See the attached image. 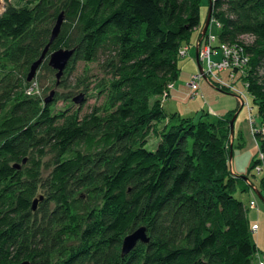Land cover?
I'll return each mask as SVG.
<instances>
[{
    "label": "trees",
    "instance_id": "trees-1",
    "mask_svg": "<svg viewBox=\"0 0 264 264\" xmlns=\"http://www.w3.org/2000/svg\"><path fill=\"white\" fill-rule=\"evenodd\" d=\"M21 1L0 15V61H24L26 79L62 13L48 52L74 50L69 63L103 55L109 79L96 87L106 106L56 118L52 105L14 97L11 79L0 78V264H251L257 249L234 197L247 178L231 173L225 145L237 110L194 123L163 107L178 51L201 24V0ZM211 20L217 47H244L249 62L239 80L264 129V0H214ZM151 136L153 151L145 148ZM254 139L264 154V133ZM45 154L52 158L42 178ZM141 226L149 243L122 257L123 238Z\"/></svg>",
    "mask_w": 264,
    "mask_h": 264
},
{
    "label": "rangeland",
    "instance_id": "rangeland-1",
    "mask_svg": "<svg viewBox=\"0 0 264 264\" xmlns=\"http://www.w3.org/2000/svg\"><path fill=\"white\" fill-rule=\"evenodd\" d=\"M25 2L21 0H2L1 2V14L8 7H22ZM208 11V0H201L200 2V17L204 21ZM54 23L48 24V28L52 31ZM64 23L66 21L64 20ZM64 26V24L62 25ZM62 29V28H61ZM215 37L214 42L215 47L219 45L217 35L218 28L215 23L210 24L208 28V34ZM183 46H187L186 44ZM66 49V48H60ZM219 49V48H218ZM214 60L220 58V49ZM52 52H48L45 61L40 65L35 75V82L37 88L35 89L31 99L39 102V107L43 108L45 105L51 106V114L57 118V116L63 115L65 118L69 116H76L81 118L86 114H89L93 108H103L106 106L104 95H99L96 87L99 83L107 84L109 75L106 70L103 69L105 58L103 55H99L97 60L92 63L76 62L69 63L67 68L64 70L63 75L60 79L56 80V71L48 66V58ZM188 56V57H187ZM182 58L179 57L177 66L179 69L177 79L172 82V87L170 90H174V95L170 98L165 99V111L168 114H177V109L180 114L179 117L183 119H189L194 123L199 121L205 123H216L220 118L225 116V111L229 110L237 112L235 121L233 123V136L230 135L228 143L225 141V145L231 146V171L234 175L238 177H246L247 181L252 184V187L248 186L245 181H240L234 197L242 201L244 208L246 209L247 219L252 225H257L258 229L256 231L251 230V242L255 245L257 249V254L254 256L251 264H258L259 260L264 261V190L260 189V181L264 177V172L257 174L255 170L248 172L249 168L252 166L253 161L257 158L259 150L255 146V139L250 133L249 126V115L248 108H252V117L256 124V132H261L263 129V121L258 116L257 107L252 101V97L245 93L248 101V108L245 105L239 104L237 97L238 94L232 92V90L224 91L222 93L219 88H216L211 82L206 78H202L198 82V95L195 91L191 90L189 86L191 79L196 75L199 70L195 58V52L192 46L189 48V55ZM217 57V58H215ZM206 68L203 64L201 69ZM0 78L11 79L13 89V96H25V91L23 84L24 78V61L19 63V65L14 66L7 63V61H0ZM28 73V72H27ZM26 73V75H27ZM3 76V77H2ZM223 84L232 85L239 92H246V87L243 81L239 80V75L235 74L233 79L228 75V72H222L220 75ZM26 77V76H25ZM171 92V91H170ZM230 93V94H229ZM81 97V103H75L74 100ZM168 98V100H167ZM172 101L171 103L169 102ZM240 99V97H239ZM48 100L45 104L44 102ZM241 102V100H240ZM229 106L228 108L225 107ZM226 108V109H224ZM209 110L212 112H209ZM209 112V115H207ZM213 113L215 115L213 116ZM2 115V114H1ZM0 115V116H1ZM232 117V118H233ZM228 119L229 123L231 119ZM158 144V138L151 136L145 148L149 151H153ZM243 148L241 149V147ZM45 152H48L45 149ZM52 156L50 154H45L41 160V176L45 178L50 169L48 165L51 162ZM243 188V189H242ZM246 190V192H245ZM43 193H38L32 200V206L35 205V210L33 213L39 210L40 204L43 202ZM256 204L255 209H250L248 207L250 202ZM68 244L74 247L81 246V242L78 238L68 239ZM121 248V246H120ZM23 261H27L32 264V261L21 260L19 264Z\"/></svg>",
    "mask_w": 264,
    "mask_h": 264
},
{
    "label": "built area",
    "instance_id": "built-area-1",
    "mask_svg": "<svg viewBox=\"0 0 264 264\" xmlns=\"http://www.w3.org/2000/svg\"><path fill=\"white\" fill-rule=\"evenodd\" d=\"M248 37H243V39L247 40ZM215 37L208 34L206 39H202L200 46L198 48V63L200 66L203 64L206 66V68H202V72H198L196 75H194L191 79V82L189 86L191 87L192 91H195V94L198 95V82L202 80V78H206L209 82H211L216 88H219V90H225L236 93L239 95L242 105H245L248 108V99L245 96V93L247 92H239L236 88H234L232 85L223 84L222 80L220 78V74L222 72H228V75L231 79H233V76L235 74L243 75L245 72V68L248 66V56L244 53V47L239 44H224L220 45V47H214ZM220 49V58L214 60V56L217 55V53ZM188 51V47H183L178 51V57H186ZM29 85L26 88L25 94L27 96H32L35 89L37 88L36 82L33 79L31 82H28ZM243 84L246 87V83L243 82ZM172 84H169L167 89L168 91L171 89ZM166 93L163 96L166 98ZM252 108H248V115H249V126H250V133L254 137V133H256V124L254 122V118L251 115ZM262 133H264V130H261ZM255 146L258 148V142L255 140ZM259 150V148H258ZM258 163L255 164L253 170L256 171L257 174H260L264 172V154H262L260 151L258 153L257 158L255 159ZM248 207L250 209H255L256 204L254 202H250ZM257 226H252L251 230L256 231ZM258 264H264V262L259 261Z\"/></svg>",
    "mask_w": 264,
    "mask_h": 264
},
{
    "label": "water",
    "instance_id": "water-1",
    "mask_svg": "<svg viewBox=\"0 0 264 264\" xmlns=\"http://www.w3.org/2000/svg\"><path fill=\"white\" fill-rule=\"evenodd\" d=\"M214 0H208V11H207V16L205 19V23L204 26L201 30L200 33V37L198 40V43L196 45V62H197V66H198V70L201 73L202 69L200 64L198 63V48L200 46V43L203 39V37L205 36L210 21H211V11H212V3ZM1 2L2 0H0V15H1ZM63 14H59L57 17V20L55 22V25L51 31V35L48 41V44L45 46V48L43 49L40 57L38 58V60H36L35 62H33L29 68V71L26 75V82H31L34 78L35 75L37 73L38 68L40 67V65L43 63V61L46 59V55L47 52L49 50L50 45L52 44V42L54 41V39L57 37V35L59 34L61 25L63 24ZM74 54V50H68V49H59L53 53H51L49 55L48 58V66L53 69L54 71H56L55 74V78L56 80L60 79V77L63 75L64 70L66 69L70 59L72 58ZM48 100H46L44 102V104L47 102ZM75 103H81L82 99L81 97L77 98L74 100ZM48 103V102H47ZM236 115L231 119L230 123H229V127H230V135L233 136V123L235 121ZM231 153L232 151L230 150V161H231ZM231 167V165H230ZM32 210H35V205L32 206ZM138 243L141 244H148L149 243V237L147 236V230L145 227L141 226L136 228L135 230H133L131 233L127 234L122 242H121V248H120V255L122 257L127 256L136 246ZM19 264H30L27 261H23Z\"/></svg>",
    "mask_w": 264,
    "mask_h": 264
},
{
    "label": "crops",
    "instance_id": "crops-1",
    "mask_svg": "<svg viewBox=\"0 0 264 264\" xmlns=\"http://www.w3.org/2000/svg\"><path fill=\"white\" fill-rule=\"evenodd\" d=\"M206 16H207V14H206ZM205 19H206V17H205ZM200 20H201V17H200ZM211 22L212 23H214V21H210V24H211ZM204 23H205V20L204 21H202L201 20V24H200V26H199V28H197V29H195L193 32H192V35H191V39H190V42H189V45H188V51H187V55H189V48H190V46H192V48L194 49V52H195V58H196V45H197V43H198V40H199V37H200V33H201V30H202V28H203V26H204ZM210 24H209V26H210ZM208 31V30H207ZM186 55V56H187ZM188 57V56H187ZM215 58H217V57H215ZM171 91V92H170ZM220 91V90H219ZM221 92V91H220ZM174 90H169V94H168V98H170L171 96H173L174 94ZM223 93V92H222ZM230 94V93H229ZM168 98H167V100H168ZM237 99H238V102H239V104H241V102H240V99H239V97H237ZM166 102V101H165ZM164 102V103H165ZM169 102L171 103L172 101H170V99H169ZM163 107H164V109H165V106H164V104H163ZM225 107H229V106H226L225 105ZM224 109H226V108H224ZM177 112H178V115L180 114V112H179V110L177 109ZM209 112H212V110L210 111L209 110ZM209 112H207V115H209ZM226 113L227 112H231V111H229V110H227V111H225ZM225 113V114H226ZM215 115V113H213V116ZM231 173H232V171H231ZM233 174V173H232ZM234 175V174H233ZM234 176H236V175H234ZM245 181V180H244ZM246 182V184L248 185V186H250V187H252V184L249 182V181H245ZM243 189V188H242ZM245 192H246V190H245ZM241 203H242V201L241 200H239ZM249 225H250V223H249ZM252 226H254V225H252ZM257 226V225H256ZM257 229H258V227H257ZM256 229V230H257ZM259 261H261V260H259ZM262 262V261H261ZM264 262V261H263Z\"/></svg>",
    "mask_w": 264,
    "mask_h": 264
}]
</instances>
